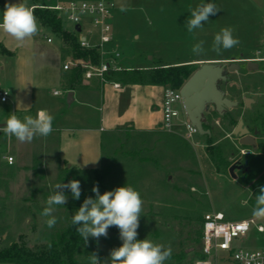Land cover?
Instances as JSON below:
<instances>
[{
	"label": "rangeland",
	"instance_id": "374dc122",
	"mask_svg": "<svg viewBox=\"0 0 264 264\" xmlns=\"http://www.w3.org/2000/svg\"><path fill=\"white\" fill-rule=\"evenodd\" d=\"M6 3L7 0H0V21ZM24 3L31 7L39 2L24 0ZM204 3H214L220 12L210 16L201 28L189 32L186 22L191 11ZM132 4L123 10L124 16L115 14L121 60L149 70L192 59L219 64L234 60L240 69L228 73L220 88L239 102L238 107L229 110L231 116L237 122L243 120L252 132L253 124L264 118V0H135ZM63 26L70 31L74 29L65 18ZM225 27L232 29L240 43L216 52L214 36ZM201 41L205 52L197 56L192 48ZM249 63L257 64L258 68L249 70ZM201 65L192 68L196 71ZM4 90H9L10 97L8 103H2L0 96V124H5L13 114L17 91L9 61L0 58V94ZM55 90L57 87L52 84L45 87L49 101L55 100ZM61 93L60 99L65 97ZM245 98L254 100L250 109L245 107ZM65 111H70V107ZM214 111L210 108L206 112L211 124L210 138L213 146L223 151L227 162L219 171L206 152L208 137L199 134L187 139L160 129L128 128L108 133L103 141L102 169L96 174H82L68 170L60 162L56 133L22 143L0 131V248L15 242L31 251L49 248L67 230L77 206L97 183L101 194L124 185L141 194L144 203L137 238L171 246L172 256L166 264H193L204 257L201 228L208 213H222L229 221L255 219L264 224V219L253 217L260 182H264V126H259L254 150L241 145L238 136L233 135L237 125L216 118ZM27 116L35 118L36 114ZM24 117L18 116L21 120ZM180 127L177 132L184 134L183 126ZM9 157L14 159L13 164L9 163ZM233 166L242 167L235 170L236 179L230 174ZM73 179L81 183V197L73 199L70 189H60L68 201L64 206H55L53 215L57 223L49 229L46 220L50 217L42 215L47 198L54 194L57 184H67ZM92 196L95 198L94 193ZM253 239L258 241L256 247H264V235ZM253 239L245 246L253 247L256 243ZM121 244L119 229L110 227L107 238L97 241L89 237L79 259L82 264H91L89 256L97 252L104 261Z\"/></svg>",
	"mask_w": 264,
	"mask_h": 264
},
{
	"label": "crops",
	"instance_id": "0c3cea01",
	"mask_svg": "<svg viewBox=\"0 0 264 264\" xmlns=\"http://www.w3.org/2000/svg\"><path fill=\"white\" fill-rule=\"evenodd\" d=\"M68 1L71 0H38L39 3L35 4L54 5ZM132 1L135 2L114 0L116 6L113 19L114 42L109 45L110 51L119 48L114 28L115 14L124 16L123 10L135 4H132ZM40 29L38 35L26 39L23 43L17 42L14 37L0 29V54L3 48L11 54L0 58L9 61V68L13 72L17 87L13 99V114L22 117L33 113L35 115L39 110H47L54 117L52 133H56L59 160L66 168L68 166V169L82 174L99 172L103 165V141L108 133L119 132L125 128L136 131L160 129L165 132L162 128L165 87L122 84L117 81L102 84L98 78L87 81L83 76L79 88L69 89L67 76L75 67L64 71L63 66L74 58L72 49L60 35L54 34L48 27L40 26ZM65 30L75 36L78 42L86 35L75 34L74 29ZM49 38L52 39L50 43ZM206 63L212 62L203 63L198 59H192L166 66H193ZM118 64L128 71L149 70L143 66L135 68L123 60H119ZM2 69L6 70V67ZM113 83L119 84L120 88H115ZM50 84L57 87L53 93L54 101H49L44 92L45 87ZM61 91L65 93L62 99ZM56 92L59 94L55 95ZM69 92H73L70 103ZM8 102L9 98L6 103ZM66 107H70V111H65ZM177 131L170 134L184 136Z\"/></svg>",
	"mask_w": 264,
	"mask_h": 264
},
{
	"label": "clouds",
	"instance_id": "9594fccd",
	"mask_svg": "<svg viewBox=\"0 0 264 264\" xmlns=\"http://www.w3.org/2000/svg\"><path fill=\"white\" fill-rule=\"evenodd\" d=\"M220 9L214 3L198 5L191 11V16L186 22L189 32L199 29L216 15ZM0 29L15 38L17 42L23 43L26 39L34 37L40 32V25L34 10L24 3H6L3 18L0 21ZM240 43L234 37L231 28L225 27L220 30L213 40V50L220 52L221 49L228 50ZM192 52L199 56L204 54V42L195 44ZM54 117L47 110H39L33 118L25 116L23 120L12 114L0 128L9 137H15L20 142H32L36 137H48L54 131ZM70 189L73 199L81 197V183L73 179L67 184L59 183L55 186L54 194L46 201V207L42 215L50 217L46 220L49 229L57 223L53 215L55 206L65 205L68 197L60 189ZM91 191L95 198L89 196L84 199L82 205L72 216L71 223L76 227L82 240L87 244L89 237L99 241L101 237L107 238L110 227L119 229L121 246L113 248L109 257L101 261L97 252L89 256L91 264H166L172 256L171 246L156 243L148 238L138 239L140 217L143 212V200L141 194L130 185L116 187L101 194L98 183ZM253 217L258 220L264 219V186L260 188V194L256 197V207Z\"/></svg>",
	"mask_w": 264,
	"mask_h": 264
},
{
	"label": "built area",
	"instance_id": "2783aa9c",
	"mask_svg": "<svg viewBox=\"0 0 264 264\" xmlns=\"http://www.w3.org/2000/svg\"><path fill=\"white\" fill-rule=\"evenodd\" d=\"M31 8L35 16V10L40 9L54 13L62 23L65 18L73 24L75 34H86L79 39L80 49L95 50L99 53V65H94L89 60L71 58L63 66L64 71L80 67L81 63L80 68L85 80L98 78L102 84H106L107 73L127 70L118 64L122 58L121 53L117 49H109V45L114 42L113 19L116 6L113 0H71L54 5L35 4ZM37 20L41 27L47 28L38 18ZM48 42H52V39L49 38ZM113 86L120 88L117 83H113ZM180 90L164 88L162 128L165 132L175 133L183 126L184 136L190 139L197 135L198 131L185 117ZM8 98V91L1 93L2 103H6ZM8 161L13 164L14 159L9 157ZM256 235H264V224H258L255 219L229 221L222 213H208L204 216L202 230L204 257L194 264H264V247H256L258 241L253 239ZM252 239L256 243H253V247H246L245 243Z\"/></svg>",
	"mask_w": 264,
	"mask_h": 264
},
{
	"label": "trees",
	"instance_id": "16d2710c",
	"mask_svg": "<svg viewBox=\"0 0 264 264\" xmlns=\"http://www.w3.org/2000/svg\"><path fill=\"white\" fill-rule=\"evenodd\" d=\"M32 1L37 2L38 0ZM35 14L44 26L48 27L54 34L60 35L63 41L68 43L72 49L74 58L89 60L94 65L100 64L101 60L99 53L95 50L80 49L77 38L65 30L63 23L54 13L49 10L36 9ZM1 54L7 56L11 55L4 48L1 50ZM194 73L195 70H193L191 65H177L158 67L153 70L110 72L106 74L105 79L107 82L117 81L122 84L151 85L181 89ZM67 79L69 89L73 90L79 88L83 81V70L80 67H76L68 74ZM213 113L216 118L219 117L223 120H227L231 125H237L238 123L236 119L231 116L229 110H226L223 115L218 114L217 111ZM253 125L252 130L255 132L259 129V126H264V118ZM204 128L211 132V124L206 115L204 119ZM210 137H208L206 152L212 164L219 171L227 162L223 151L213 146ZM173 143L176 145L178 141L176 140ZM90 173L96 174L98 171H91ZM260 186H264V182H260ZM92 194L93 192H88V195H85L84 199L92 196ZM81 205L82 204L77 206V209H79ZM71 220L67 230L59 236L57 240H53L51 246L47 249L31 251L20 242L12 243L6 248H0V264H82L79 255L85 242L82 240L79 233L76 232V227L78 226L72 225ZM201 229L203 230V227Z\"/></svg>",
	"mask_w": 264,
	"mask_h": 264
},
{
	"label": "water",
	"instance_id": "95a60500",
	"mask_svg": "<svg viewBox=\"0 0 264 264\" xmlns=\"http://www.w3.org/2000/svg\"><path fill=\"white\" fill-rule=\"evenodd\" d=\"M8 3H21V0H7ZM80 32V28H76ZM234 61V60H233ZM233 61L226 63H206L202 64L186 84L181 88L180 93L184 107L185 117L195 127L201 136H211V132L205 130L204 119L206 112L212 108L218 114L223 115L226 110H230L239 106V102L230 99L226 93L220 88L222 82L227 81L228 73L240 69V65ZM81 67L82 64L79 63ZM249 70H256L257 64L249 63ZM73 92L68 94V103L72 101ZM254 100L245 98L244 104L250 109ZM5 126L0 124V127ZM259 132L256 130L254 134L245 126L243 120H240L233 131L234 136H238L239 143L243 146H251L257 150V136ZM241 169L239 166H233L230 174L236 179L235 170Z\"/></svg>",
	"mask_w": 264,
	"mask_h": 264
},
{
	"label": "flooded vegetation",
	"instance_id": "af4514ba",
	"mask_svg": "<svg viewBox=\"0 0 264 264\" xmlns=\"http://www.w3.org/2000/svg\"><path fill=\"white\" fill-rule=\"evenodd\" d=\"M251 133L254 134V131H252ZM239 167H241V166H239ZM241 168H242V167H241Z\"/></svg>",
	"mask_w": 264,
	"mask_h": 264
}]
</instances>
